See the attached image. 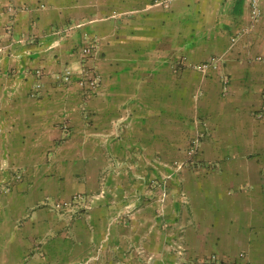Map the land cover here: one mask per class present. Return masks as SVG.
<instances>
[{
	"label": "crops",
	"instance_id": "1",
	"mask_svg": "<svg viewBox=\"0 0 264 264\" xmlns=\"http://www.w3.org/2000/svg\"><path fill=\"white\" fill-rule=\"evenodd\" d=\"M259 8L253 22L246 0H0V46L13 56L0 61V157L17 148L13 160L28 170L2 197L4 228L40 245L49 264L86 258L110 225L107 264L121 255L113 246L129 243L158 252L156 264H264V0ZM90 44L86 62L80 49ZM212 59L216 68L198 71ZM84 65L100 76L88 99L77 85ZM66 67L76 74L64 86L53 74ZM38 69L46 76L33 97ZM195 133L201 146L186 160ZM157 156L189 166L174 188L182 255H163L172 238L147 234L153 211L143 200L136 231L111 221L124 201L107 198L71 222L47 203L122 187L109 164L141 168Z\"/></svg>",
	"mask_w": 264,
	"mask_h": 264
},
{
	"label": "rangeland",
	"instance_id": "2",
	"mask_svg": "<svg viewBox=\"0 0 264 264\" xmlns=\"http://www.w3.org/2000/svg\"><path fill=\"white\" fill-rule=\"evenodd\" d=\"M9 9L10 8L8 7V12ZM13 10L17 12V7L15 6ZM9 26L12 25H8V27L5 26V29L9 28ZM6 47L9 46H0V61L4 59L3 57L5 55L13 57L11 54V49H9L7 53L5 49ZM66 68H69L72 71L74 77L76 70H73L70 67ZM66 68L64 70H66ZM42 71L44 72V70ZM198 71L200 72L201 70L199 69ZM45 76L46 73L44 72V77ZM53 76H55V79H57V75L53 74ZM35 77L36 82L30 87V96L33 97L39 95L43 89L44 77L37 78L36 71ZM57 81L59 80L57 79ZM38 83L42 84V87L39 90H37L38 88H35ZM63 85L66 86L65 84ZM124 123L125 121L119 122V126L122 127ZM123 132L124 130L121 128L117 134V137L120 138L123 135ZM1 133L2 130L0 128V134ZM65 134V136H67L68 133ZM194 135L196 136L194 137ZM194 135L188 139L186 160H190L189 158L194 156L200 149L199 147L197 150H193L192 141H194L196 138H199L201 144L202 139V137L197 135V133ZM9 152H11L12 158L7 157L6 154L2 158L0 157V206L2 204V197L11 194L14 191L16 185L19 182H22L26 172L28 171L23 165H21L19 160H13L15 156L12 152H20V150L15 148L12 150L10 149ZM188 155H190L189 158ZM181 163L182 162L176 161L167 162L166 160L160 159L158 156L154 157L149 163H147L146 166L141 168L137 164L135 165L130 162H113L112 164H109L108 173L111 171L112 174L115 175L116 179L125 178L126 181L121 184L122 187L118 185L115 187H109L103 183L99 191L95 194H77L69 199L58 198L53 202L48 201L47 203H49V207L59 216L71 222L74 221L75 217L78 216L79 213L83 212L86 216L90 215V212L93 208L87 211L82 207V205H78L77 207H74L73 205L71 211H58L54 210L53 206L57 204L64 205L69 202H73L75 198H79L81 196L92 199L95 196H99L101 192L104 191V197L96 200L94 206L107 198L114 202L111 204H114V206H116L117 203H120V201H124L126 204H124L122 207L119 208L116 206L117 211L116 214L113 215L111 221L112 223H115V225L130 227L132 231H136L133 221L135 222L139 218L138 215L140 214L139 212L141 211V208L138 205L140 204L141 200H143L146 207L148 206L149 209L153 211V221L147 234H152L155 231H159V233L167 235L168 238H172V241L165 244L162 254L176 257L178 254L182 255L184 251V247L179 243L178 236L176 234L177 218L173 217L176 214L174 212L176 203L180 201L179 197H181H178L176 192H174V188L177 183L176 174L181 172L182 169L189 167L188 165L186 166V164ZM145 205L144 208H146ZM0 221L2 220L0 219ZM4 226L6 225L0 223V264H49L48 260L41 259L39 256L40 251L37 247L40 245L35 244L34 246L28 248L23 243H20L19 239L14 236V231L13 233H9L8 229L4 228ZM110 226L106 229L104 238L98 244H96L90 254L75 264H107L104 254L106 255L108 252H111L112 248L109 242L111 238ZM101 245H104V247L100 251ZM120 247L122 248L121 245H118L117 247L113 246L114 251L117 250L116 252H121L120 257L115 260L114 264H144L146 262V255L152 258L150 264H156L157 259H159L158 252L150 250L148 248L149 246H145L143 244L129 243L126 246V249L124 248V251H121ZM139 250L141 252L144 251V254H139Z\"/></svg>",
	"mask_w": 264,
	"mask_h": 264
},
{
	"label": "built area",
	"instance_id": "3",
	"mask_svg": "<svg viewBox=\"0 0 264 264\" xmlns=\"http://www.w3.org/2000/svg\"><path fill=\"white\" fill-rule=\"evenodd\" d=\"M175 1H177V0H153V5L168 8ZM246 2L249 4L250 9H251L252 21L257 22L261 18V10L259 8L260 0H246ZM11 7H10V9L13 10V8H11ZM11 23H13V22H11ZM59 33L60 32H58V34ZM96 52H97V47L95 44L85 45L80 49V55L85 61L86 60L88 61L91 58H93L96 55ZM219 61H220V59H212L211 61L203 64L198 69H200L202 72H206L210 67L216 68L217 63ZM36 76H37V78H42V77H44V72L42 70L38 69V70H36ZM57 79L61 83L65 84V85H69L73 80L72 71L69 68H66V70H64L62 73L57 75ZM77 84L80 87V89L82 90L84 98L88 99V98L96 95L99 88H100V76L97 72L96 67H94L93 65H84V67H82L80 72H79V78H78ZM223 84H224V86H227V84H228V78L226 76H224V78H223ZM41 87H42L41 83H38L35 86V88H38L37 90H39ZM62 130L64 133L69 132V126L67 123L62 124ZM192 144H193V150L194 151L197 150L201 145L200 139L196 138L194 141H192ZM103 197H104V191H102L99 196H95L92 199L81 196L79 198H75V200L73 202H69V203L64 204V205L57 204V205H54L53 208H54V210H58V211H60V210L71 211V208L73 207V205H74V207H77L78 205L79 206L82 205V207L85 210L89 211L93 208L95 201L99 200L100 198H103ZM103 247H104V245H101L100 251L103 249ZM139 254H144V251L141 252L139 250ZM151 260H152V258L146 255V258H145L146 262L144 264H150Z\"/></svg>",
	"mask_w": 264,
	"mask_h": 264
}]
</instances>
